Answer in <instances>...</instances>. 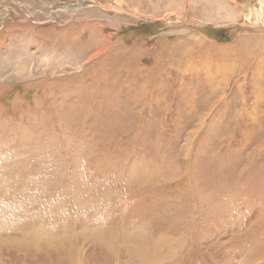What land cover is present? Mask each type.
<instances>
[{
    "label": "rangeland",
    "instance_id": "1",
    "mask_svg": "<svg viewBox=\"0 0 264 264\" xmlns=\"http://www.w3.org/2000/svg\"><path fill=\"white\" fill-rule=\"evenodd\" d=\"M263 240L264 0H0V264Z\"/></svg>",
    "mask_w": 264,
    "mask_h": 264
},
{
    "label": "bare ground",
    "instance_id": "2",
    "mask_svg": "<svg viewBox=\"0 0 264 264\" xmlns=\"http://www.w3.org/2000/svg\"><path fill=\"white\" fill-rule=\"evenodd\" d=\"M242 111V110H241ZM92 213V212H91ZM260 230V229H259ZM252 241V240H251ZM264 241V240H263ZM251 243V242H250ZM18 245V243H17ZM263 243L262 244H259V245H255V243H252V248H251V251L250 252H247V255H246V259H245V264H254L255 260L259 259V256H261V254L263 253L264 251V247H263ZM18 247V246H17ZM263 247V248H262ZM244 260V259H243ZM242 260V261H243ZM244 262V261H243ZM239 263V262H238ZM241 263V262H240ZM239 263V264H240ZM257 264V263H256Z\"/></svg>",
    "mask_w": 264,
    "mask_h": 264
},
{
    "label": "trees",
    "instance_id": "3",
    "mask_svg": "<svg viewBox=\"0 0 264 264\" xmlns=\"http://www.w3.org/2000/svg\"><path fill=\"white\" fill-rule=\"evenodd\" d=\"M221 36H223V37H224V36H225V34H223V33H222V34H221ZM228 38H229V37H228Z\"/></svg>",
    "mask_w": 264,
    "mask_h": 264
}]
</instances>
